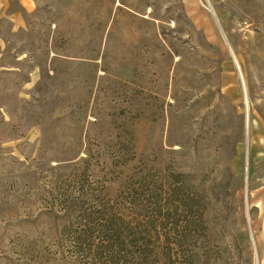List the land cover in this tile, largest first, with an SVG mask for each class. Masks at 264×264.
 <instances>
[{
  "label": "rangeland",
  "instance_id": "rangeland-1",
  "mask_svg": "<svg viewBox=\"0 0 264 264\" xmlns=\"http://www.w3.org/2000/svg\"><path fill=\"white\" fill-rule=\"evenodd\" d=\"M83 170L189 176L193 264H264V0H0V264H71Z\"/></svg>",
  "mask_w": 264,
  "mask_h": 264
},
{
  "label": "trees",
  "instance_id": "trees-1",
  "mask_svg": "<svg viewBox=\"0 0 264 264\" xmlns=\"http://www.w3.org/2000/svg\"><path fill=\"white\" fill-rule=\"evenodd\" d=\"M134 160L131 155L125 164ZM124 164V165H125ZM83 170L51 204L63 220L62 256L71 264H193L189 246L204 230V209L193 213L189 176L163 183L135 173L114 199ZM67 182V181H66Z\"/></svg>",
  "mask_w": 264,
  "mask_h": 264
},
{
  "label": "bare ground",
  "instance_id": "bare-ground-1",
  "mask_svg": "<svg viewBox=\"0 0 264 264\" xmlns=\"http://www.w3.org/2000/svg\"><path fill=\"white\" fill-rule=\"evenodd\" d=\"M210 9H211V8H210ZM210 9L208 10V12L211 13V15L213 16V14H212L213 11H212V9H211V10H210ZM244 90H245V89H244Z\"/></svg>",
  "mask_w": 264,
  "mask_h": 264
},
{
  "label": "water",
  "instance_id": "water-1",
  "mask_svg": "<svg viewBox=\"0 0 264 264\" xmlns=\"http://www.w3.org/2000/svg\"><path fill=\"white\" fill-rule=\"evenodd\" d=\"M213 16H214V13L212 12Z\"/></svg>",
  "mask_w": 264,
  "mask_h": 264
}]
</instances>
